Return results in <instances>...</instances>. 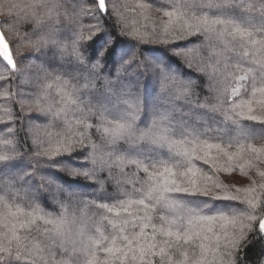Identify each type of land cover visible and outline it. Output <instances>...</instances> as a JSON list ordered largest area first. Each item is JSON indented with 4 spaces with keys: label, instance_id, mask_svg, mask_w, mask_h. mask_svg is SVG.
I'll return each mask as SVG.
<instances>
[{
    "label": "snow or ice",
    "instance_id": "obj_1",
    "mask_svg": "<svg viewBox=\"0 0 264 264\" xmlns=\"http://www.w3.org/2000/svg\"><path fill=\"white\" fill-rule=\"evenodd\" d=\"M145 76L147 111L125 84ZM257 140L264 0H0V264H247ZM235 172L248 183L221 179Z\"/></svg>",
    "mask_w": 264,
    "mask_h": 264
},
{
    "label": "trees",
    "instance_id": "obj_2",
    "mask_svg": "<svg viewBox=\"0 0 264 264\" xmlns=\"http://www.w3.org/2000/svg\"><path fill=\"white\" fill-rule=\"evenodd\" d=\"M107 2V0H106ZM120 2H127L129 4V6L134 5L137 0H120ZM110 6V5H109ZM125 13V17L126 20L129 22V26H133L135 24V26L139 27V21H140V17L138 13H132L130 11H128L127 9L124 10ZM153 17L155 18L156 16H159V13H153L152 14ZM90 21L89 19L86 17L84 20L85 24H88ZM148 49H160L163 50V46L162 45H158V44H148V45H144L141 48L137 49V54L139 55L140 52H143L144 55L149 59L152 60L153 57L152 55L147 51ZM143 58V57H141ZM28 63L30 64H39L40 61H28ZM180 71H187L185 69H178ZM108 72L112 73V78L114 79V72H115V68L114 66L109 63L108 65ZM147 80V76L145 77H141L140 78V83L137 84L136 80L134 78H128L125 81L126 85H129L131 87V91L135 96L139 97V100L141 102V104L144 106V110L147 111L149 107L158 104L159 101L156 99L155 95L151 93V89L145 88V82ZM206 83V81L204 79H200L197 81V91L201 92V97H203L204 95H209V93L203 91V85ZM36 85L35 83L32 84H25L23 85V87L26 88H34ZM12 88H16L17 84L13 83ZM97 87L99 88L100 85L97 84ZM143 113L141 114V119H143ZM256 143L259 145L261 143H264V140H257ZM27 148V153L26 155L31 154L32 151V147H31V142L29 141L28 144L26 145ZM201 166H203L201 164ZM205 168V170H207V166H203ZM262 167H264V165H262ZM116 170L114 169V172ZM127 172H131L132 169L129 167L128 169H126ZM143 174H141L142 176ZM221 179H224L225 182L227 183H234L237 186H244L248 183L247 179L242 177L240 175L239 172H235L232 174L231 177H227L226 174H221ZM82 183H86V182H82ZM84 193H85V199L88 200H97L98 202H103L100 200L101 197H105V196H111V195H115L117 192V186L115 184H113L112 182H109L105 185V189L103 191H97L93 188H84L83 189ZM79 208L80 206L77 205V211L79 212ZM48 211H52V209H47ZM88 215L91 216L92 212L95 211V209L89 208L88 210ZM87 220V218H85ZM90 222V221H87ZM262 252H264V245L262 244H254L253 246L250 247V249L247 252V264H264V256H262Z\"/></svg>",
    "mask_w": 264,
    "mask_h": 264
}]
</instances>
